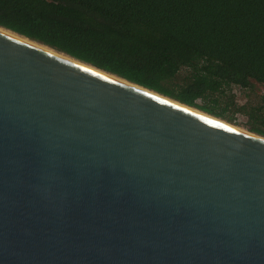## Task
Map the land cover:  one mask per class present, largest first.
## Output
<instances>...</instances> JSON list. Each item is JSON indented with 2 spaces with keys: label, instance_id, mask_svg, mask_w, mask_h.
Masks as SVG:
<instances>
[{
  "label": "water",
  "instance_id": "water-1",
  "mask_svg": "<svg viewBox=\"0 0 264 264\" xmlns=\"http://www.w3.org/2000/svg\"><path fill=\"white\" fill-rule=\"evenodd\" d=\"M28 41L0 32V264H264V138Z\"/></svg>",
  "mask_w": 264,
  "mask_h": 264
},
{
  "label": "trees",
  "instance_id": "trees-1",
  "mask_svg": "<svg viewBox=\"0 0 264 264\" xmlns=\"http://www.w3.org/2000/svg\"><path fill=\"white\" fill-rule=\"evenodd\" d=\"M0 27L264 138L234 94L264 86V0H0Z\"/></svg>",
  "mask_w": 264,
  "mask_h": 264
},
{
  "label": "rangeland",
  "instance_id": "rangeland-1",
  "mask_svg": "<svg viewBox=\"0 0 264 264\" xmlns=\"http://www.w3.org/2000/svg\"><path fill=\"white\" fill-rule=\"evenodd\" d=\"M236 92H234L235 94V101L238 105L244 104L247 101L249 102H254L256 101V99H254L257 96H264V86L263 85H254L252 88L253 92H249V91H239V90H235ZM249 96V97H246ZM231 113V112H230ZM234 117L236 118V122L239 123V125H237L236 127H239L243 130H246V128L244 127V121L245 119L240 115V114H236L234 115ZM232 125V124H230ZM247 131V130H246Z\"/></svg>",
  "mask_w": 264,
  "mask_h": 264
},
{
  "label": "bare ground",
  "instance_id": "bare-ground-1",
  "mask_svg": "<svg viewBox=\"0 0 264 264\" xmlns=\"http://www.w3.org/2000/svg\"><path fill=\"white\" fill-rule=\"evenodd\" d=\"M0 32H3V33H5V34H8V35L14 37V38H17V39H19V40H22V41H24V42H26V43H30V44H31V42H29L28 40H26V39H24V38H21L20 36H17V35H15V34H13L12 32L4 31V30H1V29H0ZM32 45H33V46H36V47H38V48H41V49H43V50H45V51H47V52H50V53L56 55L55 52H53V51H51V50H49V49H47V48H45V47L38 46V45L35 44V43H32ZM60 56H61V55H60ZM61 57H62V58H65V57H63V56H61ZM65 59H68V58H65ZM70 61H72V60H70ZM83 67H86V66H83ZM86 68H89V67H86ZM113 79H114V78H113ZM159 97H162V96H159ZM162 98H163V97H162ZM163 99L175 103V101H172V100H170V99H168V98H167V99H166V98H163ZM175 104H176V103H175ZM189 109H190L191 111H193V112L199 114V115H202V116H204V117H207V118H210V119L216 120V121H218V122H220V123H222V124H225V125H227V126H231L232 128H235V129H237V130H239V131H241V132L249 133L250 135H255V134H252V133H250V132H248V131H246V130H243V129L239 128V127H236V126L230 125V124H228V123H226V122H224V121H222V120L216 119V118H214V117H212V116H209V115H207V114H205V113H202V112H200V111H198V110H195V109H193V108H190V107H189ZM255 137H258V136L255 135Z\"/></svg>",
  "mask_w": 264,
  "mask_h": 264
}]
</instances>
